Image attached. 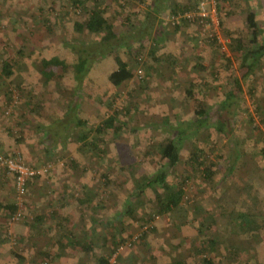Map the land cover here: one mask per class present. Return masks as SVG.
Here are the masks:
<instances>
[{
    "label": "rangeland",
    "instance_id": "rangeland-1",
    "mask_svg": "<svg viewBox=\"0 0 264 264\" xmlns=\"http://www.w3.org/2000/svg\"><path fill=\"white\" fill-rule=\"evenodd\" d=\"M150 2L99 1L109 8L107 17L119 35L128 32L133 35L138 27L143 35L144 26L140 25L146 21L144 12ZM174 2L189 7L195 0H169V4ZM206 3L207 12L219 21V39L212 24L197 20L183 24L175 32L171 8L166 5L152 22L157 28L166 27L163 42L143 39L132 48L120 49L125 61L133 67L134 78L122 87H113L108 75L116 65L112 59H102L95 65L88 77L91 81L77 101L73 70L45 68L41 58L59 56L72 64L76 53L66 43L85 47L98 39L73 30V23L82 22L86 10L76 7L73 0H0V69L2 61L14 55L19 61L17 74L11 79H3L0 71V155L20 156L37 169L50 166L28 187L21 206L23 219L11 223L14 213L8 216L4 206L16 203L14 180L0 172V264H44L45 259L33 257L38 248L23 250L21 244L23 241L27 246L30 244L33 231L29 225L37 214L44 215L45 221H52L54 237L61 231H72L68 224L60 228L50 218L59 208L78 214L75 219L78 217L79 221L83 213L94 212L99 221L91 236L90 227L87 228L91 224L89 217L76 227V232L87 228L90 242L85 246L92 251L82 256L81 251L75 250L81 255L78 264H99V256L110 257L111 264H172L175 260L205 264L206 259L214 264H264V226L262 230L259 225L252 232L234 233L237 224L230 218L233 211H248L252 207L253 212L264 213L261 151L264 58L252 77L244 80L240 56L231 49L232 37L249 34L248 10H254L264 30V0H206ZM87 7L91 4L87 3ZM19 49L24 50L23 56L17 55ZM153 49H156L154 53ZM165 52L175 56V66L161 65L155 60L154 56ZM198 61L205 70L195 67ZM45 69L52 70L55 77L48 79ZM148 69H151L149 74ZM235 80L241 88L238 90L236 83L241 99L231 117L232 132L226 135L209 128L198 133L185 143L181 163L168 175V181L173 184L183 177L189 178L183 201L187 209L184 223L180 224V219L169 214L158 213L156 198L163 192L158 187L148 189L138 202L131 198L141 177L150 176L160 168L157 146L172 137L173 127L194 118L197 103L187 99L186 91L192 89L203 108L215 114ZM73 104H78V114L90 126H98L119 112L116 124L122 130L104 134L99 148L95 149L78 141L76 129H67L66 145L58 144L56 149L46 150L51 141L45 142V131L54 128L61 133L64 128L54 124ZM195 147L207 153L202 157L205 164L199 174L186 164ZM207 167L215 171L211 180L202 173ZM130 207L135 211V220L124 213ZM15 224L22 227V232L26 231V237L18 235ZM144 233L146 238L142 237ZM117 243L119 247L113 252ZM231 247L237 250V258L233 257ZM15 252L22 254V263L14 256Z\"/></svg>",
    "mask_w": 264,
    "mask_h": 264
},
{
    "label": "trees",
    "instance_id": "trees-1",
    "mask_svg": "<svg viewBox=\"0 0 264 264\" xmlns=\"http://www.w3.org/2000/svg\"><path fill=\"white\" fill-rule=\"evenodd\" d=\"M100 0H73V3L76 7H79L85 11V18L81 21H75L73 23V30L79 34L88 33L93 36H98V39L91 45H87L84 47L83 44H69L66 45L71 48L73 52L76 53V59L74 63L69 64L67 61L61 59L59 56H53L51 58H41V63L45 68L55 67L61 68L63 71L66 68H70L73 70V78H74V88H75V97H77V101L81 99L84 91H86L85 86L89 84L91 80L88 79L90 74L93 72L95 65L102 59H112L116 68L113 69L108 75L109 83L115 87L119 88L126 85L134 78V70L129 61H125L122 56L120 49L124 48H132L135 43H139L143 39H151L155 43L163 42L165 39L166 27L165 28H157L153 21H156L159 15L162 14L164 7L169 5L171 8V16H176L180 18V23H175V32L180 30L183 24L191 23L194 21L201 20L199 17H196L193 21L192 19L184 17L187 13L197 12L199 9V5L202 0H195L194 5L189 7L183 6L177 3L169 4V0H151L150 4L147 5V11L145 14V22H142L140 26H144L142 28L143 35L137 30L133 32H128L124 35H119L114 25L110 22L107 17L108 7H103L100 3ZM141 3H144V0H137ZM87 3L91 4V7H87ZM118 5L123 7L120 2ZM247 25H248V33L246 36L237 35L236 37H232L233 41L231 44L232 52L238 54L240 56V69L243 71V79L248 80L255 73L256 68L259 67L261 61L264 58V30L261 28L259 24V19L255 14L254 10L250 9L247 11ZM46 21H44L45 23ZM146 26V27H145ZM145 30V31H144ZM154 32V33H152ZM146 33V34H145ZM156 49H153V53ZM133 55L132 49L128 51ZM17 55H24V50L19 49L17 51ZM154 55V54H153ZM137 56L135 57V59ZM155 60L162 65V63L170 64L172 66L176 65V58L171 53L165 52L163 55L155 57ZM197 58L200 59V56L197 55ZM201 60V59H200ZM137 63V59H136ZM139 63V62H138ZM19 61L16 59V56L10 57L6 60L2 61L1 66V76L3 79H11L14 75L17 74V65ZM195 67L200 70H205V67L198 61L195 63ZM151 69H148L149 74ZM44 71L45 76L48 79H52L55 77L54 72L52 70ZM141 74L143 73L142 70ZM63 75V72L60 74ZM58 75V76H60ZM57 77V75H56ZM140 78V77H139ZM61 79V77H60ZM142 80V78H140ZM237 83V88L240 90V85L238 80L234 81V86L231 85L223 100L219 102L217 105V112L207 111L203 108L196 98H194L195 93L192 89H188L186 91V97L188 100L196 101L197 105L194 111V118L189 120L187 124L180 123L178 126L173 127L172 137L165 141L162 144L157 146V154L160 160V168L150 176H142L141 180L135 186V191L132 194L131 198H134L137 202L142 199L148 189H155L156 187L163 190L162 193L157 195L156 201L158 204V213L169 214L173 218H178L181 220L180 224H183L184 219H187V216H183L187 209L183 203L185 198V185L186 181H188V177H183L177 183H171L168 181L169 173L174 170L182 161V152L185 146V143L188 140L194 139L195 136L203 131L204 129L214 128L217 132H221L223 134L229 135L233 129L232 118L235 114L236 107L239 106L240 103V94L238 90L235 89ZM206 85V84H204ZM90 95V94H89ZM128 109L127 107L124 108ZM79 106L78 104L70 105L67 113L60 120L57 121L56 125L60 128H64V130L60 133L57 129L50 128L45 131L46 139L45 142L48 143L51 141L46 150L56 149L58 144L66 145L67 138L65 131L67 129H76L78 133V141L84 147L87 148H95L98 149L100 146V142L103 141V135L107 132H119L122 130L121 126H118L117 116L119 112H115L113 115L108 116L102 123L98 126H90L80 115L78 114ZM128 110H125L127 113ZM123 113V111H122ZM210 116H214L210 120ZM174 125V123H171ZM170 124H167V126ZM88 127V128H87ZM229 128V130L226 129ZM96 133L97 135H93ZM65 135V136H64ZM259 147L258 141L257 146ZM53 151V150H52ZM50 151V152H52ZM262 153L264 154V147L262 148ZM207 155L204 149L200 147H195L186 160V164L191 168L192 172L195 174H199L201 168L205 164L203 160V156ZM13 156V155H8ZM15 157V156H13ZM28 165V163H27ZM204 177L208 180L214 178L215 171L212 167H207L202 171ZM40 177V176H39ZM37 178V177H36ZM36 178H33L28 181V187L31 185L32 181ZM253 209V207H252ZM250 208L248 211H233L230 214V218L233 221H236L237 224L233 230L234 233H247L249 231H255L261 226L260 230L263 229L264 222V213L253 212ZM6 210L8 211V216L15 213L17 211V206L14 203L7 204ZM133 220H135V211L133 208L126 210L124 212ZM177 214H181L180 216ZM183 220V221H182ZM179 224V225H180ZM204 225V223H202ZM147 233L142 234L143 238H146ZM24 242V241H23ZM210 247L213 245V242H210ZM118 244V245H117ZM114 247L113 252L117 251L119 247V243H117ZM205 250L207 249L206 246ZM87 251H91L89 247H84ZM233 248V247H231ZM92 252V251H91ZM232 254L234 258L239 256L237 250L233 248ZM16 259L19 262H23L22 254L16 253L14 254ZM110 257L106 258L103 256H99L97 258V262L99 264H111ZM205 264H214L212 260H205ZM34 264H40V262H36ZM172 264H187L181 260H175ZM240 264V263H238ZM242 264V263H241Z\"/></svg>",
    "mask_w": 264,
    "mask_h": 264
},
{
    "label": "crops",
    "instance_id": "crops-1",
    "mask_svg": "<svg viewBox=\"0 0 264 264\" xmlns=\"http://www.w3.org/2000/svg\"><path fill=\"white\" fill-rule=\"evenodd\" d=\"M2 180H4V183L7 182V179L5 178ZM4 183H2L1 185H3ZM61 201L63 203L61 205L64 206L65 200L63 199ZM6 206H4V210L6 209ZM92 213L93 214L90 215L83 213L82 214L83 218L81 220L83 222L85 217H89L88 222H91V224L87 228L90 227L89 229L90 236L91 234H93L94 228H96V224L99 223L94 212ZM76 215L78 214H73L72 212H70L69 214V212L61 208H59L54 215H50V218L56 221L55 225L61 228L63 224H68L70 228L73 229L72 231L70 230L66 232L61 231L59 232V235L57 234L56 237H54V235H52L53 227L50 224V222L52 221L50 222L45 221V219L47 220V218H45L44 215L40 214L38 216L37 214V216H34L35 218L34 217L32 218L33 219V221H31L32 224L29 225L30 230L33 231L31 234V242L30 244H28V246L27 244H25V242H22L21 249L34 250L38 248L39 249L38 252L35 253L36 256L33 257L38 259L39 258L45 259L46 261L44 264H78V258L81 255L79 254V252L75 250L81 251L82 256L88 255V251L84 247L86 243L90 242V240L86 235L85 230L87 228L84 230L85 232L84 231L82 232L80 230L76 232V227L79 228V225L81 224V221H79L78 217H76L75 219ZM15 225H18L15 227L16 232L19 233L18 235L23 236L22 238L26 237V231H24L25 232L24 234V232H22V227L19 226V224H15ZM106 239L110 240L109 237H107Z\"/></svg>",
    "mask_w": 264,
    "mask_h": 264
},
{
    "label": "built area",
    "instance_id": "built-area-1",
    "mask_svg": "<svg viewBox=\"0 0 264 264\" xmlns=\"http://www.w3.org/2000/svg\"><path fill=\"white\" fill-rule=\"evenodd\" d=\"M206 0H202L198 11L194 13H187L184 17L189 19H194L199 17V20L202 24H212L214 27V31L216 32L217 38L219 39V21L217 17L214 16L213 13L207 12ZM175 23H180V18L176 16L171 17ZM193 20V21H194ZM141 74V71H139ZM50 166H46L44 168H35L33 166L27 165L24 160L20 156H8V155H0V172L4 173L7 177H12L14 180L15 186V195H16V206L17 211L12 216L11 222H19L23 219L21 206L22 201L25 198L28 190V181L39 177L47 172Z\"/></svg>",
    "mask_w": 264,
    "mask_h": 264
}]
</instances>
